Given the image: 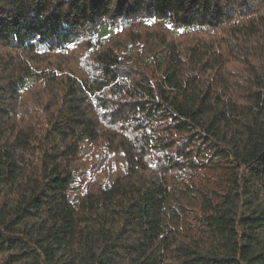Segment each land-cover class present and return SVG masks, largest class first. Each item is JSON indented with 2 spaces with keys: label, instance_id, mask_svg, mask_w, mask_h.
<instances>
[{
  "label": "trees",
  "instance_id": "1",
  "mask_svg": "<svg viewBox=\"0 0 264 264\" xmlns=\"http://www.w3.org/2000/svg\"><path fill=\"white\" fill-rule=\"evenodd\" d=\"M0 264H264V0H0Z\"/></svg>",
  "mask_w": 264,
  "mask_h": 264
},
{
  "label": "rangeland",
  "instance_id": "2",
  "mask_svg": "<svg viewBox=\"0 0 264 264\" xmlns=\"http://www.w3.org/2000/svg\"><path fill=\"white\" fill-rule=\"evenodd\" d=\"M117 31L116 28L110 26H103L99 29L95 39H106L108 36L114 34ZM172 32L176 35L181 33H187V29L174 28ZM144 50V48H143ZM144 51H151L150 46ZM144 54H142L143 57ZM144 58V57H143ZM141 60V58H139ZM62 67H68L70 65L67 59L62 58L58 61ZM44 66H52V63L46 62ZM43 66V67H44ZM35 77L29 78L27 85L34 81ZM127 168V161L124 155L120 153H109L102 148L93 145L91 143H85L79 151V158L75 162L74 181L71 184L69 190V199L72 204L77 205L80 195L86 188L87 184L91 180L98 181L102 186H108L118 176L122 175Z\"/></svg>",
  "mask_w": 264,
  "mask_h": 264
},
{
  "label": "snow or ice",
  "instance_id": "3",
  "mask_svg": "<svg viewBox=\"0 0 264 264\" xmlns=\"http://www.w3.org/2000/svg\"><path fill=\"white\" fill-rule=\"evenodd\" d=\"M71 46V45H70Z\"/></svg>",
  "mask_w": 264,
  "mask_h": 264
}]
</instances>
